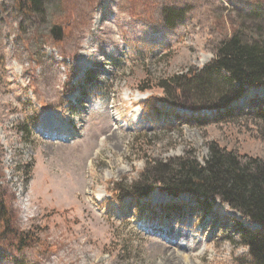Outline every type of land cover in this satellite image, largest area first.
Listing matches in <instances>:
<instances>
[{"label":"rangeland","instance_id":"obj_1","mask_svg":"<svg viewBox=\"0 0 264 264\" xmlns=\"http://www.w3.org/2000/svg\"><path fill=\"white\" fill-rule=\"evenodd\" d=\"M28 4L0 0V206L13 216L0 264H162L177 242L178 264H248L241 226L260 227L219 199L111 192L130 191L154 163L205 164L213 141L264 162V87L221 114L193 111L200 99L178 89L236 33L264 47V0ZM45 113L58 128L44 127ZM14 232L36 241L16 251Z\"/></svg>","mask_w":264,"mask_h":264},{"label":"trees","instance_id":"obj_2","mask_svg":"<svg viewBox=\"0 0 264 264\" xmlns=\"http://www.w3.org/2000/svg\"><path fill=\"white\" fill-rule=\"evenodd\" d=\"M38 2L29 0L28 5L31 8ZM181 79L178 89L182 91L179 92L185 97L196 96L202 103L192 107L193 111L216 110L221 114L231 110L247 89L264 87V47L247 43L236 33L219 45L216 57L206 67ZM169 103L177 105L173 101ZM179 105L186 107L182 102ZM261 105L258 115L264 118V98ZM208 147L210 155L205 164L188 154L165 163H154L130 191L120 185L111 195L119 200L128 196L142 200L158 190L172 197L189 194L198 202L219 199L260 227L255 231L241 226L240 237L249 250L248 264H264V162L243 160L216 141L210 142ZM0 207V243L6 244V237L2 239V235L4 230L10 229L13 216L4 203ZM13 238L9 240H13L16 251L36 241L34 236L19 232H14Z\"/></svg>","mask_w":264,"mask_h":264},{"label":"bare ground","instance_id":"obj_3","mask_svg":"<svg viewBox=\"0 0 264 264\" xmlns=\"http://www.w3.org/2000/svg\"><path fill=\"white\" fill-rule=\"evenodd\" d=\"M117 10H118V8H117ZM111 12H113V10ZM116 20H118V17L116 18ZM112 27H113L114 31H115V29L119 28L118 22H116V21L113 22V26ZM107 29H110V26ZM96 36L99 37L98 34L97 35L95 34V37ZM93 41H94L93 38L90 39L88 45H90ZM113 42L114 41H111V43H113ZM87 47L89 48V46H87ZM91 55H92V53L91 54L89 53L88 56H84L83 58H81L82 59L81 62H85V58H87V57L90 58V57L93 56V55L92 56ZM42 124H44V127L48 128L50 130H52V129L55 130L56 128H58L57 127V115L54 114V113H45V115L43 117V123ZM56 138H60V137H56ZM62 138L63 137H61V139ZM234 215L236 216V218L242 219L238 214L235 213ZM170 236H172V235L170 234ZM183 248H185V246L183 244H181L180 242H177L176 244H174V246H173V244L170 243L169 246H168V250L165 251V252H167V254L163 257L164 259H162V261H163L162 264H178L179 262L177 260L180 259L179 252ZM169 252H171V253L168 255ZM189 258H191V253L189 255Z\"/></svg>","mask_w":264,"mask_h":264},{"label":"water","instance_id":"obj_4","mask_svg":"<svg viewBox=\"0 0 264 264\" xmlns=\"http://www.w3.org/2000/svg\"><path fill=\"white\" fill-rule=\"evenodd\" d=\"M52 34L56 40H61L63 38V27L60 25H55L52 29ZM257 226L258 225H256V227Z\"/></svg>","mask_w":264,"mask_h":264}]
</instances>
